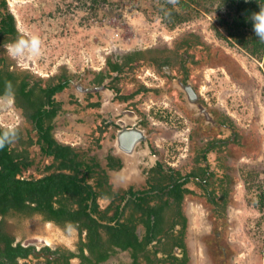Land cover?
<instances>
[{
	"label": "flooded vegetation",
	"instance_id": "flooded-vegetation-1",
	"mask_svg": "<svg viewBox=\"0 0 264 264\" xmlns=\"http://www.w3.org/2000/svg\"><path fill=\"white\" fill-rule=\"evenodd\" d=\"M8 5V0H0V29L4 17L10 13ZM18 37L0 34V69L3 73H14L18 81L24 79L25 91L31 95L25 101L14 91L15 87L12 96L0 93V100H7L14 115L11 123L0 122V129L10 124L17 126L10 132L13 138L8 148L16 160L24 162L20 163L16 177L36 179L51 173L73 174L74 170L60 167L63 162L60 157L56 159L44 151L47 137L72 148V155L80 163L78 177L84 176L96 193L97 212L92 216L100 224L99 243L95 241L92 245L88 229L81 228L78 222L58 221L41 212L27 215L13 211L0 215L1 230L12 238L13 245L34 247L32 254L19 262L190 264L186 241L187 201H199L208 207L210 215L224 219L236 181L235 155L238 154L237 161L242 160L243 152L247 155L239 128L224 112L205 102L200 91L202 67L211 65L205 56L208 49L183 36L165 48L150 46L143 57L152 70L151 79L159 84L145 89L140 86L147 84L137 58L126 60L134 53L106 60L98 70L73 73L59 69L55 74L32 75L30 68L21 66L8 54L7 46ZM114 65L121 68L113 69ZM50 89L55 91L48 97ZM47 98L45 112L37 117L38 103ZM162 99H167L182 118L178 125H186L182 138L184 153H178L182 157L176 160L178 163L166 160L155 141L160 130L149 118L152 104L162 103ZM44 129L48 132L46 138L41 136ZM59 198L54 196V206H58L55 200ZM77 209L78 205L72 203L71 210ZM13 216L39 218L37 229H33L42 232L43 244L24 243L23 234L10 231L6 222ZM119 224L126 227L123 236L130 244L125 248L112 245L109 240L113 233L109 234L103 227ZM58 232L65 237L70 233V239L51 246ZM106 248L108 256L100 260ZM80 250L87 263L82 262Z\"/></svg>",
	"mask_w": 264,
	"mask_h": 264
},
{
	"label": "rangeland",
	"instance_id": "rangeland-1",
	"mask_svg": "<svg viewBox=\"0 0 264 264\" xmlns=\"http://www.w3.org/2000/svg\"><path fill=\"white\" fill-rule=\"evenodd\" d=\"M8 1L17 32L35 34L42 40V57L17 60L35 76L55 74L59 69L73 73L98 70L106 60L134 53L147 84L140 83V86L147 89L149 85L159 84L158 80L151 79L152 70L143 57L150 46L165 48L183 36L208 49L207 55L205 52L202 56L209 57L211 65L202 67L200 91L205 102L224 112L239 128L247 155L243 152L241 161L235 155L236 181L224 219L210 215L208 207L199 201H187L186 241L190 264H264V209L258 206L259 196L264 194L263 63L228 39L217 25L213 10L217 2L202 0L203 5L191 6L188 11L178 10L184 20L171 25L163 16L170 0ZM215 25L221 34L215 31ZM156 104L148 112L160 130L155 141L167 161L178 163L177 159L182 160L178 153H184L182 138L186 125H178L182 118L167 99ZM11 109L6 99L0 100V122L4 125L14 121ZM40 221L36 217L13 216L6 225L10 231L23 234L24 243L39 246L44 237L35 225ZM67 239L70 233L65 237L58 232L50 245L67 243Z\"/></svg>",
	"mask_w": 264,
	"mask_h": 264
},
{
	"label": "trees",
	"instance_id": "trees-1",
	"mask_svg": "<svg viewBox=\"0 0 264 264\" xmlns=\"http://www.w3.org/2000/svg\"><path fill=\"white\" fill-rule=\"evenodd\" d=\"M213 1L217 2L216 7L213 9L216 11L215 19L217 25L222 27L228 39L234 40V42L246 50L250 56L262 60V69L264 70V42H261L256 36L251 19L253 13L264 8V0ZM201 4L202 0H175V3L170 0L166 3L163 16L171 25H174L184 20L178 10L188 11L191 6H199ZM2 22L3 26L0 29L1 35L3 33H10L14 38L20 36L15 28V20L11 13H8L7 17H4ZM218 26L215 25L214 29L218 34H221L217 28ZM12 41H14L13 38ZM134 55L135 54L126 57V60H132ZM118 67L120 66L114 65L113 69ZM15 81L18 82L17 85H15ZM7 82H11L12 87H15L14 91L20 93L22 97L25 98V101L31 99L30 91H25L26 82H24V79L18 81L14 73H3L2 69H0V93L5 92ZM60 87L61 84L57 88L59 89ZM54 91L50 89V92L47 94L48 97H50V94ZM46 102L48 104V98L47 101H40L38 103L36 109L37 117H41L45 112L44 105ZM40 126L41 125H39V127ZM43 132L44 135L42 133L41 136L46 138L48 132L45 129ZM46 142L47 147L44 149L46 154H53L56 159L60 157L63 161L60 167H68L74 170V173H51L36 179L17 178L16 175L20 172L19 165L20 163L24 164V162L18 158L16 160V157L10 152L8 144H6L4 148L0 149V215H6L13 211L27 215L33 212H41L47 217L58 221L69 220L78 222L81 228L84 226L88 229L90 234V236L88 234V237L91 240V244L93 245L95 241L99 243L97 227L100 226V224H98L97 219L92 216V213L97 212V204L95 202L96 193L91 186L85 182L84 176L78 177L77 171L80 163L78 164V161H76L75 157L72 155V148L57 144L49 137H47ZM70 155L72 156L69 157ZM69 160L70 162H68ZM54 196L60 197L55 200L58 206L53 205ZM258 201L260 209H264V194H260ZM72 203L78 205L77 210H71ZM89 208L90 210L88 211ZM119 225L120 226L106 225L103 227H105L109 234L110 232L113 233L112 238L109 240L112 245H121L125 248L130 244L125 241V236H123L126 227H122L123 224ZM1 227L0 223V263L19 264L20 259H26L32 254L34 247L32 245L23 246L20 243L13 245L12 238L3 232ZM134 227H132L131 234L133 233ZM132 237L134 238L133 234ZM139 244L141 246L143 245L141 243ZM106 250L107 248L99 257L100 260L108 256ZM79 256L82 258L83 263H87V259L82 250H80Z\"/></svg>",
	"mask_w": 264,
	"mask_h": 264
},
{
	"label": "clouds",
	"instance_id": "clouds-1",
	"mask_svg": "<svg viewBox=\"0 0 264 264\" xmlns=\"http://www.w3.org/2000/svg\"><path fill=\"white\" fill-rule=\"evenodd\" d=\"M171 2L175 3V0H171ZM251 19L256 36L261 42H264V8L253 13ZM7 50L11 58L21 62L38 59L43 56L42 40L35 34H21L7 46ZM4 95H13L11 82H7ZM5 110L7 109L5 108ZM16 127V125L10 124L5 129L0 130V149L11 142L13 137L10 132Z\"/></svg>",
	"mask_w": 264,
	"mask_h": 264
},
{
	"label": "water",
	"instance_id": "water-1",
	"mask_svg": "<svg viewBox=\"0 0 264 264\" xmlns=\"http://www.w3.org/2000/svg\"><path fill=\"white\" fill-rule=\"evenodd\" d=\"M1 264V263H0Z\"/></svg>",
	"mask_w": 264,
	"mask_h": 264
}]
</instances>
